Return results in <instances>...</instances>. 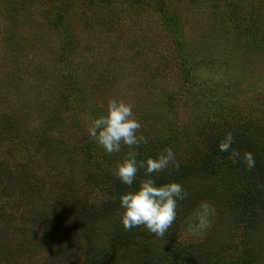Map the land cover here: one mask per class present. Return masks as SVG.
<instances>
[{"label":"rangeland","instance_id":"obj_1","mask_svg":"<svg viewBox=\"0 0 264 264\" xmlns=\"http://www.w3.org/2000/svg\"><path fill=\"white\" fill-rule=\"evenodd\" d=\"M252 127L264 143V0H0V264H234L245 248L264 264V213L249 234L221 198L133 204L157 171L201 168L213 136ZM114 177L130 214L86 225ZM128 218L150 246L116 243Z\"/></svg>","mask_w":264,"mask_h":264},{"label":"trees","instance_id":"obj_2","mask_svg":"<svg viewBox=\"0 0 264 264\" xmlns=\"http://www.w3.org/2000/svg\"><path fill=\"white\" fill-rule=\"evenodd\" d=\"M226 120L229 121V118ZM2 124L6 126V130L14 127L10 121ZM253 130H255L253 127L249 128L247 132L227 130L219 137L213 136L210 141L213 142L211 151L205 156L201 168L196 165H181L157 171L149 182L141 184L142 187L136 195L137 203L133 202L136 204V209L142 215L150 217L155 207L158 208L160 203H158V199L162 198L161 201L166 207L173 206L179 213L189 212L201 202L221 198L224 199L227 206L232 226L237 231L245 230L251 234L264 213V143L259 142L260 132L257 133ZM114 143H117L116 137ZM137 168L143 169L141 166ZM196 177L202 179V186H206L204 183L206 180L213 181L216 191L207 186V188H201L203 191H198L201 186H196V192H193L191 184L195 183ZM134 186L136 187L137 184L134 183ZM107 188L108 190L113 188L110 191L113 194L106 205L101 208L88 204L81 207L82 221L86 225L97 222H116L120 218L119 216L124 215L125 218L130 214V211L126 210L130 199L127 197L126 178L114 177L113 182ZM227 212L220 211L221 219L228 218ZM137 220V218L125 219V223H130L128 231H124L122 225L121 228L120 226L113 228L116 243L119 242L120 247L131 248L132 245L138 244L135 240L138 237H140L139 241L142 245L150 246L148 239L151 237L148 234V227L138 231ZM248 240L250 243V236H248ZM245 249V255L234 264H261L257 252ZM159 255L162 256L160 259L164 260L166 253L162 251ZM203 257L199 255V264H207ZM137 262H139L138 264H148L143 260Z\"/></svg>","mask_w":264,"mask_h":264}]
</instances>
